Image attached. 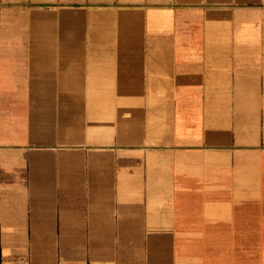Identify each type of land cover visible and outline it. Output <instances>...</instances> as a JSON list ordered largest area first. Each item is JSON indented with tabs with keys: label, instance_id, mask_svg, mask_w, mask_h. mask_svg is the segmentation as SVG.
<instances>
[{
	"label": "crops",
	"instance_id": "1",
	"mask_svg": "<svg viewBox=\"0 0 264 264\" xmlns=\"http://www.w3.org/2000/svg\"><path fill=\"white\" fill-rule=\"evenodd\" d=\"M0 264H264V0H0Z\"/></svg>",
	"mask_w": 264,
	"mask_h": 264
}]
</instances>
